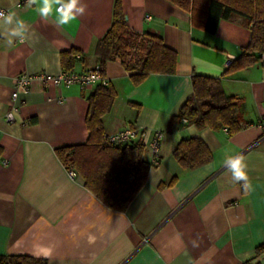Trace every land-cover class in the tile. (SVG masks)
<instances>
[{
	"label": "crops",
	"instance_id": "1",
	"mask_svg": "<svg viewBox=\"0 0 264 264\" xmlns=\"http://www.w3.org/2000/svg\"><path fill=\"white\" fill-rule=\"evenodd\" d=\"M83 3L86 13L60 27L18 0L13 10L30 32L12 45L0 36V256L47 264H264V254L255 257L264 243V64L225 74L227 60L245 52L250 29L236 18L210 34L167 0H122L127 25L160 37L178 60L174 75L153 74L139 85L119 61L107 63L105 87L116 97L102 118L103 134L137 128L150 141L162 133L158 164L126 211L116 212L78 175L71 178L55 154L58 147L86 142L87 98L100 84L56 88L35 81L20 93L19 111L11 109L17 77L63 71L62 52H78L70 73L98 65L95 48L111 26L114 0ZM9 7V0H0V9ZM193 74L221 79L225 94L240 100V132L198 131L178 119L170 124L192 94ZM9 113L13 123L6 121ZM188 138L201 139L212 158L185 171L173 151ZM236 154L246 158L248 190L225 169V159ZM144 157L151 163L147 147ZM52 245L49 260L42 251Z\"/></svg>",
	"mask_w": 264,
	"mask_h": 264
},
{
	"label": "trees",
	"instance_id": "2",
	"mask_svg": "<svg viewBox=\"0 0 264 264\" xmlns=\"http://www.w3.org/2000/svg\"><path fill=\"white\" fill-rule=\"evenodd\" d=\"M167 1L188 12L191 22L200 24L207 33L214 34L221 21L236 18L250 29L251 38L245 52L232 61L225 74L256 64L259 56L264 54V0ZM94 54L104 79L107 63L119 61L126 71L133 73L131 79L135 85L153 74L174 75L178 60L177 52L167 47L160 37L140 34L127 25L122 0H114L111 26L97 43ZM77 55L76 50L61 53L64 72L73 70ZM191 87L192 94L179 114L171 118L170 124L178 119L185 120L187 125L195 126L198 131L226 129L230 136L240 132V100L225 94L221 79L193 74ZM115 97L111 87L98 85L87 98L86 142L58 147L55 154L68 171H73L83 180L84 187L107 209L125 212L146 183L153 165L144 159L146 146L140 141L119 147L102 145V118L110 112ZM173 157L183 170L190 171L209 163L212 155L201 139L188 138L176 145ZM159 188H163V184ZM262 254L264 243L255 249V257ZM0 264L47 262L23 256H0Z\"/></svg>",
	"mask_w": 264,
	"mask_h": 264
},
{
	"label": "clouds",
	"instance_id": "3",
	"mask_svg": "<svg viewBox=\"0 0 264 264\" xmlns=\"http://www.w3.org/2000/svg\"><path fill=\"white\" fill-rule=\"evenodd\" d=\"M17 3L18 0H9V9L7 11L0 9V36L5 38L8 45H12L16 40H25L31 28L17 11L13 10ZM33 7L44 22H51L60 27L71 25L87 11V5L83 0H25V9ZM224 166L234 182L242 183L245 190L250 189L248 165L243 154L227 157ZM177 196L181 198L182 193H177ZM95 239L90 235L89 243H94ZM54 248V245L44 248L42 255L51 260Z\"/></svg>",
	"mask_w": 264,
	"mask_h": 264
},
{
	"label": "built area",
	"instance_id": "4",
	"mask_svg": "<svg viewBox=\"0 0 264 264\" xmlns=\"http://www.w3.org/2000/svg\"><path fill=\"white\" fill-rule=\"evenodd\" d=\"M149 20L150 17H147ZM233 60H227L226 67H230ZM259 63L264 64V54L259 56ZM39 81L46 86H54L59 88L60 86H71L80 85L82 87L90 84H101L105 86V79L100 74L99 66L97 65L92 70H87L81 74L66 73L60 71L57 74L39 73L35 75L23 74L17 77L15 80L14 90L11 94V109L12 113H17L19 111V105L17 104L20 93L26 94L29 91L30 86L33 82ZM9 113L7 115L6 121L8 123L14 122L13 114ZM260 127L264 128V119L260 121ZM162 139V133L160 131L156 132L150 141L145 138V132L137 128H128L113 134H103L102 145L104 147H119L128 145L134 141H140L151 152V164L153 166L158 164V152L160 147V142ZM69 176L73 178L75 173L69 171ZM147 240L145 239L144 242Z\"/></svg>",
	"mask_w": 264,
	"mask_h": 264
}]
</instances>
